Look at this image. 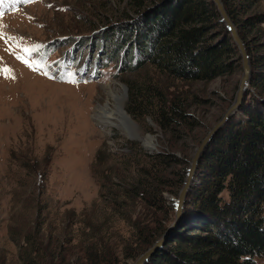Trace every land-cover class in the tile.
Wrapping results in <instances>:
<instances>
[{
    "label": "rangeland",
    "instance_id": "374dc122",
    "mask_svg": "<svg viewBox=\"0 0 264 264\" xmlns=\"http://www.w3.org/2000/svg\"><path fill=\"white\" fill-rule=\"evenodd\" d=\"M160 1L0 0V69L10 70L7 78L0 71V264H27L19 248L28 245V234L35 244L43 240L56 247V264H62V255L65 264H81L85 234L101 223L113 242L123 240L118 247L124 245L134 232L125 215L129 211L134 218L140 206L115 209L102 195L107 191L100 188L102 172L122 170L120 155L133 147L149 155L174 154L180 163L169 165L165 174L176 180L178 169L189 163L231 104L242 73L238 50L226 56L224 69L209 79L181 80L151 60L130 70L139 57L133 51L123 59L126 46L118 47L114 27L129 25L138 11ZM262 12L264 0H259L253 13ZM107 28L110 31L102 34ZM258 28L248 35L257 46L264 44V23ZM221 31L210 30L209 42L220 40ZM250 63L252 69L251 58ZM148 89L156 94L150 100ZM112 93L123 102L129 124L118 115ZM171 97L182 101L187 114L175 131L161 126L156 116L161 101ZM146 136L152 138L153 150L142 143L141 138L150 139ZM98 150L108 157L94 161ZM135 169L131 165L125 171ZM163 196L168 226L175 218L177 195L165 191ZM134 250H122L112 263L132 264L137 259ZM49 260L45 256L35 264ZM256 264H264V259Z\"/></svg>",
    "mask_w": 264,
    "mask_h": 264
},
{
    "label": "trees",
    "instance_id": "16d2710c",
    "mask_svg": "<svg viewBox=\"0 0 264 264\" xmlns=\"http://www.w3.org/2000/svg\"><path fill=\"white\" fill-rule=\"evenodd\" d=\"M258 1L222 0L252 61L248 90L238 111L214 135L199 161L196 184L187 194L181 227L144 264H256L257 259H264V50L259 49L264 44L257 46L248 38L264 23V12L253 13ZM138 12L129 25L122 23L114 27L120 36L118 47L126 46L123 59L133 51L134 57H139L129 65L130 70L151 60L181 80L209 79L224 69L226 56L237 52L212 0H161ZM214 27L222 31L220 40L212 43L209 31ZM154 92L146 90L147 100L156 95ZM161 104L163 108L156 110L161 126H171L170 130L175 131L185 123V106L177 97ZM133 150L132 147L129 153L120 155L122 170L112 167L105 173L101 171L100 188L107 189L102 195L117 210L129 204L140 206L134 218H131L133 213L124 210L134 232L118 247L123 240L113 242L101 223L91 234H85L87 242L81 264H113L117 254L129 251L131 246L135 247L136 258L169 226L163 193L178 194L189 163H183L185 166L178 169L179 176L172 181L165 170L180 163L174 154L149 155ZM107 157L98 150L94 161ZM131 165H135V173L125 171ZM113 176L118 179L115 183L110 180ZM30 237L26 235L24 240L28 245L19 248L27 264H35L45 256L50 259L47 264H56L53 262L56 247L43 240L35 244ZM32 252L37 253L33 258ZM60 258L65 264V256Z\"/></svg>",
    "mask_w": 264,
    "mask_h": 264
},
{
    "label": "water",
    "instance_id": "95a60500",
    "mask_svg": "<svg viewBox=\"0 0 264 264\" xmlns=\"http://www.w3.org/2000/svg\"><path fill=\"white\" fill-rule=\"evenodd\" d=\"M212 2L214 3L216 10L219 14V17L222 20L224 26L229 30L232 41L237 47L242 65V73L231 104L222 113V115L217 120V122H215L211 126V128L207 131L205 136L202 138L200 144L195 148L192 154L182 186L178 191L177 198L175 200L174 220L167 227L163 235L159 239H157L142 254H140L132 264H144L147 260H149V258L152 255L155 254L157 250H159L162 246H164V244L173 236L175 230L181 227L182 219H183V210H184L185 201L187 199V194L196 184V172L199 161L202 155L204 154L205 150L209 146V143L211 142L214 135L218 132L219 129H221L226 124L228 119L238 111L240 105L242 104L244 94L248 90L252 69H251L250 57L246 49V46L244 44V41L242 40L236 25L230 18L222 0H212ZM127 121H130V119L127 118ZM128 134L130 135L131 133L128 132ZM153 149L154 148H151L150 150Z\"/></svg>",
    "mask_w": 264,
    "mask_h": 264
},
{
    "label": "bare ground",
    "instance_id": "6f19581e",
    "mask_svg": "<svg viewBox=\"0 0 264 264\" xmlns=\"http://www.w3.org/2000/svg\"><path fill=\"white\" fill-rule=\"evenodd\" d=\"M117 96H118V95H116L115 93H112V97L114 98L115 101H117L118 115H119L120 117H123V119L127 122V124H129L130 121H127V118H129V117H128V115L126 114V112L124 111V109H123V102H122V101H119V99H118ZM121 97H122V96H121ZM100 110L104 111V108H103V107H102V108H99V109H98V112H100ZM105 112H107V111H105ZM108 114L112 115V112L109 111ZM97 116H98V114H97ZM112 116H113V115H112ZM112 116H111V117H112ZM99 120H100V119H99ZM116 122H117V121H116ZM115 124H116V123H115ZM124 124H125V123H124ZM125 126H127V125H125ZM121 127H122V126H121ZM133 130H134V128H133ZM136 136H138V135H136ZM136 136H135V137H136ZM138 137H139V136H138ZM146 137H150V136H146ZM141 140H142V143H143L145 146H147L148 148H152V147H153V146H149L150 143H151V141H152V138H151V137H150V139H148V138L142 139V138H141Z\"/></svg>",
    "mask_w": 264,
    "mask_h": 264
},
{
    "label": "snow or ice",
    "instance_id": "6c2138e0",
    "mask_svg": "<svg viewBox=\"0 0 264 264\" xmlns=\"http://www.w3.org/2000/svg\"><path fill=\"white\" fill-rule=\"evenodd\" d=\"M22 2H24V3H29V2H31V0H22ZM26 50H30V49H26ZM17 58L22 59V57H19V56H18ZM24 62H25V63H28L27 60H25ZM0 71H2V72L5 74L6 78H7V76L10 75V70L7 69V68L0 69ZM69 75H72V74L70 73ZM71 82H75V81H71Z\"/></svg>",
    "mask_w": 264,
    "mask_h": 264
}]
</instances>
